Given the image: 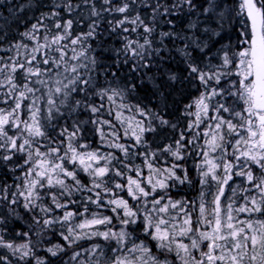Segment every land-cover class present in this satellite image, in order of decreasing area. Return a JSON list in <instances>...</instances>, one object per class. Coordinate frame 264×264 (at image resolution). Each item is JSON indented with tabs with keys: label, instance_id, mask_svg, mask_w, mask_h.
<instances>
[{
	"label": "snow or ice",
	"instance_id": "obj_1",
	"mask_svg": "<svg viewBox=\"0 0 264 264\" xmlns=\"http://www.w3.org/2000/svg\"><path fill=\"white\" fill-rule=\"evenodd\" d=\"M0 9V264H264V0Z\"/></svg>",
	"mask_w": 264,
	"mask_h": 264
},
{
	"label": "trees",
	"instance_id": "obj_2",
	"mask_svg": "<svg viewBox=\"0 0 264 264\" xmlns=\"http://www.w3.org/2000/svg\"><path fill=\"white\" fill-rule=\"evenodd\" d=\"M10 2L13 4V6H15L16 4H20V3H23L24 0H10ZM0 11H2V9H0ZM177 99H179V97H177ZM147 102V101H146ZM183 102H190V99L187 95L184 96L183 98ZM155 103V100H153V104ZM180 107V105H177V108ZM166 135H169V133H164V134H161L159 136L156 137L157 139V142L158 143H162V142H165L164 141V136Z\"/></svg>",
	"mask_w": 264,
	"mask_h": 264
}]
</instances>
